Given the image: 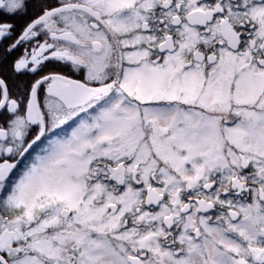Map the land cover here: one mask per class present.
<instances>
[{
  "label": "flooded vegetation",
  "instance_id": "1",
  "mask_svg": "<svg viewBox=\"0 0 264 264\" xmlns=\"http://www.w3.org/2000/svg\"><path fill=\"white\" fill-rule=\"evenodd\" d=\"M260 6L264 0H3L0 9L32 8L36 19L54 10L15 38L2 25L9 29L8 42L14 39L24 50L50 36L54 44L46 60L62 62L61 44L70 55L63 62L68 71L36 80L47 77L37 89L42 115L33 103L35 82L30 99L9 98L14 115L0 118V255L9 264H26L22 258L32 256L36 264H109L103 253L109 241L122 256L131 250L125 230L153 231L157 224L162 245L177 257L209 249L215 242L209 229L227 223V216L238 222L240 213L233 219L235 210L219 204L218 170L204 179L197 159L166 163L161 155L167 146L198 156L203 149L221 152L234 172L230 192L222 196H255L264 203V183L252 159L259 153L239 146L249 139L244 125L264 126V99L238 98L253 84L264 97V14H255ZM148 90L152 98L143 97ZM98 108L122 115L101 119ZM127 110L133 115H123ZM255 114L263 116L252 121ZM129 140L132 151L123 145ZM144 149L149 159L139 161ZM51 154L62 158L42 171ZM37 170L42 177L54 173L50 181L43 178L49 185L39 189L30 211L9 209V196L28 178L34 181ZM93 188H101L95 197ZM107 188H130L137 207L154 213L167 206L169 212L150 222L122 215L115 235L107 228ZM109 209L118 214L120 206L111 203ZM46 246L54 253H46ZM136 249L129 264H149L152 254ZM91 251L100 253L93 262Z\"/></svg>",
  "mask_w": 264,
  "mask_h": 264
},
{
  "label": "rangeland",
  "instance_id": "2",
  "mask_svg": "<svg viewBox=\"0 0 264 264\" xmlns=\"http://www.w3.org/2000/svg\"><path fill=\"white\" fill-rule=\"evenodd\" d=\"M3 5V0H0V8ZM264 14V6H260V8L255 12V14ZM47 29L48 34L49 31L52 30V25L49 24L48 27L44 28ZM8 28H4L0 26V38L4 37L9 31ZM260 34H264V27L260 28L259 30ZM43 43H33L32 47L28 46L25 48L22 52L21 57L16 61V67H23V69L31 70L32 68H36L37 70L40 69V67L45 64L46 62H52L53 60H46L48 59L50 55V50L52 51V46L54 44L53 40L50 38V36L47 39H44L42 41ZM68 45H60L61 51L64 53V59H62L59 64L64 65V61L68 59V55L70 53L68 52ZM61 52V53H62ZM63 58V57H62ZM75 59L78 62H83V60H80V57L77 56ZM54 65H56L53 62ZM51 65L52 68H55L56 66ZM58 65V64H57ZM66 68L64 71H68V63L66 64ZM53 70H56L53 69ZM49 71H41L39 74H36V79L40 78L43 74L47 73ZM92 72H99V71H92ZM158 74V71L155 73ZM228 75V73H227ZM226 76V75H225ZM251 76V75H250ZM248 77V76H246ZM253 77V76H252ZM230 78V76L227 77L226 80H224V77H221L223 81H227ZM252 82H254V79H252ZM244 82V81H243ZM156 82L153 84V89L157 85ZM246 83H249L246 80ZM258 84V83H257ZM175 85H173L171 90L167 91L174 92L175 91ZM246 91H244L240 96L239 99H264L261 92L257 90L256 86L250 85ZM153 90H148V93L145 92V95L143 97H150L152 98ZM163 89L160 90L159 93L161 95H164ZM143 94V93H142ZM188 94V93H187ZM189 98V97H188ZM222 98V97H221ZM30 99V96H29ZM11 110V109H10ZM113 110V111H112ZM66 111V110H65ZM64 111V112H65ZM129 111V112H128ZM131 110H127L126 113L123 115L131 116L133 114H129ZM24 112V111H23ZM22 112V113H23ZM98 118L105 120H110L111 117H114L115 115H122L118 112V110L115 108L113 109H106L101 110L100 108L97 109L96 113ZM112 114V115H110ZM263 115L261 114H255V119L252 118V121L259 120L256 118H260ZM104 117V118H103ZM98 124H95L97 126ZM259 124L249 123L248 125H244V131H246L249 135L248 142L244 145L241 143L239 146L246 147L250 151H254L259 153L258 155H253V165L255 166L257 175L262 178V182L264 183V126L258 127ZM94 126V125H93ZM92 126V127H93ZM124 127V126H123ZM126 129V128H125ZM86 130H83L82 133ZM237 132V131H236ZM85 133V132H84ZM103 135H101L102 137ZM76 137H81V134L76 133ZM235 140H237L235 138ZM237 140V144H238ZM123 145L126 147H129L132 151L133 148V141L129 140L125 142ZM64 148L66 147V154H63L65 157L68 154L69 146L65 143ZM62 146L60 148H62ZM124 146V147H125ZM59 149L58 152L61 153V149ZM175 148L167 146V151L161 155V159H163L166 163L174 164L176 166H181V164H184L185 162H188L189 160L197 161L195 162L196 168H198V173L203 176L204 179H211L213 177V173H215V170L219 171V175H217V178L221 181V186L216 188V196L219 198V204L223 206L224 202H227V205H230L235 211L240 213L239 221L233 222L228 216L227 223L221 221L218 228H211L209 229L210 233H213L215 235V242H211L209 244V249H202L200 250L199 247L193 251V253H188L186 255H181L177 257L174 255V253L168 249H165V247L162 245V242L160 241V235H162V227L157 224L156 228L153 231H139L138 229H130L125 230L122 235L124 240H130L131 241V250L127 249L129 251H126L124 249V252L121 255L116 253L115 247H113L112 242H108L107 249L103 253H105L108 256V263L109 264H129L128 256L134 254L133 249H140V250H148L152 257L149 260V264H244L242 260H246V264H264V203L258 198L253 196L252 199H245L244 197H236L232 194H229L226 197L222 196L223 192H230V186L231 178L234 174L232 170V166L228 161V158L225 157L221 152H215L214 150L207 151L206 149H203L198 156L195 152L189 151L186 153H180L179 151H175ZM129 151V152H130ZM147 149H144L140 152V154L137 156L139 161H145L149 159V156L147 155ZM233 156V155H231ZM62 158V155H50L45 160V163L42 165V171L46 170L47 165L51 163H58L59 160ZM234 159V156H233ZM235 161V160H234ZM232 160V162H234ZM153 162V161H152ZM78 163V162H77ZM154 163V162H153ZM194 163V162H193ZM78 164H82V168H85L87 165L86 160L83 162H80ZM50 168V167H48ZM42 171L37 170L36 174L37 177H35L31 181L32 178H28L27 182L22 183L20 186H18L12 194L9 196L7 202L12 204L8 208L13 211H21L26 210L30 211L31 206L36 203L37 195L39 192V189L42 188L44 185H49L48 182L53 179L52 171L49 173V177H42ZM44 174V173H43ZM39 175V178H38ZM55 176V175H54ZM215 176V175H214ZM47 178V179H43ZM216 178V179H217ZM41 179L43 180L41 182ZM46 182V183H45ZM210 188V186L208 187ZM99 190L101 188H93L91 190V196L95 197V195L99 194ZM212 191L211 189L209 190ZM106 198H105V204L108 211V220H107V228L108 230H113L114 234L117 235L118 232L115 230L118 229V218H120L122 215L131 214L130 217H133L135 214V218L145 219L146 221L151 220H157L162 215L169 212L167 206L163 207L162 209L150 213L146 212L144 209H141L136 206L135 204V195H137L135 192H132L130 188H126L121 193H115L114 189L107 188L106 190ZM213 192V191H212ZM211 192V193H212ZM224 199H223V198ZM217 198V199H218ZM226 199V200H225ZM77 202V201H76ZM111 203L119 204L120 209L118 211V214H112L111 209H109V205ZM94 211V210H93ZM92 211V212H93ZM95 212V211H94ZM222 215V212H221ZM125 247V246H124ZM43 250L46 251V253H54V249H50L48 246L42 247ZM136 249V250H137ZM95 253L94 251H91L90 254L92 255ZM101 253V254H103ZM100 253H96V255L92 256L91 261L98 259ZM56 255V254H55ZM23 262L27 260L26 264H36V261H38V258L36 256L32 257H26L22 258ZM162 261V263H158V261ZM113 261V262H112ZM117 261V262H116ZM25 264V263H22Z\"/></svg>",
  "mask_w": 264,
  "mask_h": 264
},
{
  "label": "trees",
  "instance_id": "3",
  "mask_svg": "<svg viewBox=\"0 0 264 264\" xmlns=\"http://www.w3.org/2000/svg\"><path fill=\"white\" fill-rule=\"evenodd\" d=\"M32 6V5H31ZM38 14L31 8L19 7L17 10L0 9V26L6 25L15 31L14 38L24 31V29L36 19ZM12 45V46H11ZM11 47V48H10ZM23 48L20 45H15L14 39L8 42V36L0 39V77L5 81L9 98H18V100L29 98L31 89L36 82V74L31 71H19L16 67V61L21 57ZM53 62H46L40 69L36 71H64L66 63L54 65ZM3 97L2 87L0 85V102ZM24 107H18L17 112H23ZM14 115L13 112L6 106L0 112V118ZM6 127L8 125H5Z\"/></svg>",
  "mask_w": 264,
  "mask_h": 264
},
{
  "label": "water",
  "instance_id": "4",
  "mask_svg": "<svg viewBox=\"0 0 264 264\" xmlns=\"http://www.w3.org/2000/svg\"><path fill=\"white\" fill-rule=\"evenodd\" d=\"M54 12V10L49 11L47 13H45L44 15H42L41 17L37 18L36 20H34L33 22H31L28 27L26 28L24 34H26L27 32H29L31 29H33L34 27H36L39 23H41L43 20H45L49 15H51ZM47 77L41 78L39 81H37L34 85L33 88V92H32V96H33V103L36 106L38 112L40 113V115H42L41 110L39 108V104H38V100H37V89L39 84ZM0 85L2 87V91H3V97L2 100L0 102V112L7 106L8 100H9V93H8V88L7 85L5 83V81L0 77ZM231 216L233 219H236L238 217V213L236 211L231 212ZM0 261L3 264H9L6 259L0 255Z\"/></svg>",
  "mask_w": 264,
  "mask_h": 264
}]
</instances>
